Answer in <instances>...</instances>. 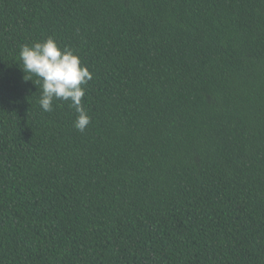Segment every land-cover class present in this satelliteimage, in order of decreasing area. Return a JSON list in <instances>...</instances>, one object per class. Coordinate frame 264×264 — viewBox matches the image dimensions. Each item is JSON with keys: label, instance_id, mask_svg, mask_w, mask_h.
Segmentation results:
<instances>
[{"label": "trees", "instance_id": "1", "mask_svg": "<svg viewBox=\"0 0 264 264\" xmlns=\"http://www.w3.org/2000/svg\"><path fill=\"white\" fill-rule=\"evenodd\" d=\"M48 37L83 132L21 69ZM0 264H264V0H0Z\"/></svg>", "mask_w": 264, "mask_h": 264}, {"label": "clouds", "instance_id": "2", "mask_svg": "<svg viewBox=\"0 0 264 264\" xmlns=\"http://www.w3.org/2000/svg\"><path fill=\"white\" fill-rule=\"evenodd\" d=\"M19 58L21 69L29 80L39 84L41 94L38 104L45 112L53 110L54 100H63L74 108L77 116L73 126L83 132L90 123V117L82 105L85 96L84 85L92 79V73L82 65L80 58L71 49L60 48L52 37L35 41L21 47Z\"/></svg>", "mask_w": 264, "mask_h": 264}]
</instances>
